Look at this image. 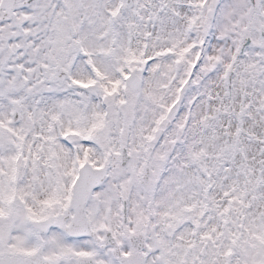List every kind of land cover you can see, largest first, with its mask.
Wrapping results in <instances>:
<instances>
[{
	"label": "snow or ice",
	"instance_id": "obj_1",
	"mask_svg": "<svg viewBox=\"0 0 264 264\" xmlns=\"http://www.w3.org/2000/svg\"><path fill=\"white\" fill-rule=\"evenodd\" d=\"M0 264H264V0H0Z\"/></svg>",
	"mask_w": 264,
	"mask_h": 264
}]
</instances>
